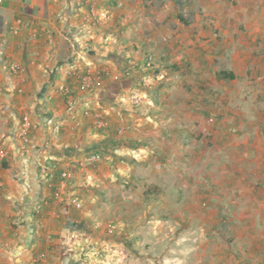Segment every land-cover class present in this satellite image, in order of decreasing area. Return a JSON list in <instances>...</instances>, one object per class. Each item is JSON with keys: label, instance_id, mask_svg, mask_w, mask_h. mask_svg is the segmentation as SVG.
I'll return each mask as SVG.
<instances>
[{"label": "crops", "instance_id": "obj_1", "mask_svg": "<svg viewBox=\"0 0 264 264\" xmlns=\"http://www.w3.org/2000/svg\"><path fill=\"white\" fill-rule=\"evenodd\" d=\"M150 53L163 71L147 110L127 98ZM198 53L220 54L235 76L252 69L259 85L241 93L237 134L215 153L173 89L189 74L171 65L193 67ZM89 70L101 88L81 87ZM263 77L264 0H3L0 264H36L42 252L50 264H264V140L250 135L264 127ZM212 158L224 176L206 173ZM42 164L72 177L50 187Z\"/></svg>", "mask_w": 264, "mask_h": 264}, {"label": "rangeland", "instance_id": "obj_2", "mask_svg": "<svg viewBox=\"0 0 264 264\" xmlns=\"http://www.w3.org/2000/svg\"><path fill=\"white\" fill-rule=\"evenodd\" d=\"M194 57L195 60L192 63L193 67H190L189 63L171 65L174 71L183 74V76L189 74L187 78L180 77L183 81L180 84L175 80V87L173 89L181 93L182 97H184L181 108L193 111V114L199 116L194 122L197 126H202L204 131H201L196 139H205L206 145L209 148H213L212 152L215 153L220 151L214 149L216 148L215 146L221 144L226 135L231 134L235 136L237 134L236 127L238 126L237 121L239 118L237 111L241 109V93L244 92L248 95L249 93L258 92L259 85L253 83L254 77L252 69L246 70L243 76L236 75L235 79L220 78L218 73L227 69L220 54H215L213 56V62L211 63L204 57L203 53H198ZM156 73L159 74L160 72L157 71ZM154 80L156 81V79ZM249 80L250 82H248ZM262 82H264V77L262 78ZM154 86L155 83H153V86L150 88V92H152V95H157L154 91ZM261 92L264 93V83L262 84ZM148 101L149 99L145 100L140 106L135 107L152 110L158 106L156 103H149ZM168 102L169 101L164 100L159 108H171L170 103L169 105H164ZM250 133L252 139L260 138L264 140V127H260L259 132ZM209 160L210 161H207L205 164L206 173L213 176H224L227 171L226 165L219 164L214 158ZM234 172L238 171L234 169ZM214 200L219 202L220 198H215L213 201ZM208 204L209 202L206 201V205ZM219 217L220 215L218 213V218ZM111 250L112 249H110L108 245H104V247L100 249L101 254L104 253L105 259L108 258ZM102 264L109 263L106 261V263Z\"/></svg>", "mask_w": 264, "mask_h": 264}, {"label": "built area", "instance_id": "obj_3", "mask_svg": "<svg viewBox=\"0 0 264 264\" xmlns=\"http://www.w3.org/2000/svg\"><path fill=\"white\" fill-rule=\"evenodd\" d=\"M3 2V0H0V4ZM90 17L93 18L94 20H103L105 18L108 17L107 12H96L93 11L90 13ZM161 63L159 61V58H157V55L150 53L146 55L145 58V64L143 66L142 72L144 75L143 78V82H142V86L141 89H136V90H131L128 94V98L127 101L130 102V104L132 106H140L142 103H144L145 100L149 99V103H153L154 102V98L152 95L151 91V87L153 86V83H155L156 80H159L161 77V73L163 70H161L159 67H161ZM135 67V64H131L130 69L126 70L125 74L130 76L132 74V69ZM15 69H19L18 66H14ZM166 70V68L164 69ZM159 71L160 73L157 74L156 72ZM155 81V82H154ZM80 82H81V87L84 90H91V89H97V88H101L103 86V80L102 78L99 76V74H97L96 72H92V71H87L84 72L82 74H80ZM63 91L67 92V88L65 86H62L60 88ZM126 99V98H125ZM92 109L90 108H86L84 110L85 115H89L91 114ZM98 117H100V115L98 114ZM104 122L103 121H99V125L102 127L104 126ZM33 126V123L30 119L29 116H24L19 128V134L22 138V140H24V143L27 145L28 141H27V137L29 135V131L30 128ZM6 154L5 152H0V161L4 162V160L6 159ZM100 159V154L98 153H93L88 157V162H94ZM40 170L41 173L43 175V178L46 180L47 185L50 187H54V185L56 184V182H59L60 184H64V182H66L68 179H70L72 177V172L69 170H62L61 172L58 173V175L56 177H53L51 175H49L48 172V166L46 164H42L40 166ZM60 192L57 191V195ZM78 206H80L81 204L78 202L77 203ZM40 206L37 207L36 213L40 218H44L43 213H41L40 211ZM108 228H109V232H114V230L116 229V224L111 221L108 224ZM42 262L43 264H50V262H48V254L46 252H42L40 254H38L37 258L35 259V263H39Z\"/></svg>", "mask_w": 264, "mask_h": 264}, {"label": "trees", "instance_id": "obj_4", "mask_svg": "<svg viewBox=\"0 0 264 264\" xmlns=\"http://www.w3.org/2000/svg\"><path fill=\"white\" fill-rule=\"evenodd\" d=\"M218 76L223 79H235V74L232 71L222 70L218 73Z\"/></svg>", "mask_w": 264, "mask_h": 264}]
</instances>
